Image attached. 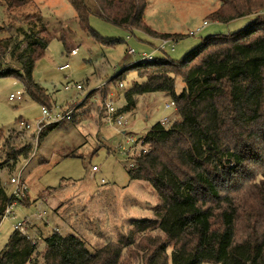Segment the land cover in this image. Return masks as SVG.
<instances>
[{
    "label": "trees",
    "instance_id": "16d2710c",
    "mask_svg": "<svg viewBox=\"0 0 264 264\" xmlns=\"http://www.w3.org/2000/svg\"><path fill=\"white\" fill-rule=\"evenodd\" d=\"M68 1L82 31L100 45L116 41L89 25L94 13L158 40L180 38L146 24V0H94L96 12L84 0ZM0 2L9 21L0 30L15 28L28 40L13 68L5 62L11 37H0V77L18 78L31 99L48 106L51 99L33 70L55 35L34 0ZM250 15L254 20L247 27L204 36L180 61L160 52L161 57L136 61L109 80L119 84L125 73L136 71L143 80L125 92L124 108L133 106L135 95L163 92L179 115L169 127L156 122L145 132L149 151L132 157L135 166L127 169L131 180L156 191L153 218L133 219L130 233L94 251L77 235L52 230L37 254V241L13 229L0 250V264H264V0H220L206 20L227 24ZM176 76L184 82L181 93L175 91ZM59 123L43 129L38 141ZM31 150L23 145L10 151L9 139H3L6 159L0 168L27 158ZM9 200L0 181V216ZM153 230L155 237L148 235Z\"/></svg>",
    "mask_w": 264,
    "mask_h": 264
},
{
    "label": "rangeland",
    "instance_id": "374dc122",
    "mask_svg": "<svg viewBox=\"0 0 264 264\" xmlns=\"http://www.w3.org/2000/svg\"><path fill=\"white\" fill-rule=\"evenodd\" d=\"M174 1L173 6L172 3L164 6L163 0H149V4L150 11L155 10V19L162 17V11L175 12L165 15L172 23H161L158 28H173L181 32L174 43V50H170L169 46L165 50L169 58L177 61L193 51L204 36L232 33L247 27L254 20V17L247 16L227 24H217L218 27L209 20L208 25H204V14L217 6L220 0H188L186 7L181 0ZM84 2L94 12L98 11L94 0ZM34 3L48 24V30L55 35L33 70V78L47 90L51 99L48 107L69 109L87 97L83 105L77 106V109L84 107L80 112H75L71 120L62 121L50 129L40 143L39 134L36 135L33 129L20 130L18 126L20 120L33 125L41 115L42 105L29 97L18 78L0 77V161L6 159L4 152H1L5 138L9 139L10 151L23 145H31L32 148L27 158L21 157L15 164L10 161L0 168V181L8 193L11 190L9 178L20 169L27 183L23 200L13 209L15 217L0 221V250L13 231V225L26 219L25 227L28 230L25 233L37 241V254L45 245L42 236H47L52 230L63 235L75 234L94 251L111 240H117L121 234L130 233L133 219L153 218L154 208L159 202L150 184L129 178L128 163L139 150L129 147L131 143L126 142V135L142 138L161 118H168L164 127H169L179 115L173 106L165 108L164 103L171 101V97L163 92L153 94L148 102L140 94L135 95L133 109L127 112L124 108L125 92L132 87L133 81L143 80L136 71L125 73L122 87L117 82L109 81L116 73L134 63L142 52H153L154 57H161L163 52L155 50L158 39H148L138 30L131 32L94 13L89 17V25L102 37L116 41L113 45H100L82 31L76 11L68 0H34ZM178 3L180 6L177 7ZM177 8L191 12L186 25L179 23ZM28 10L32 12L34 8L29 7ZM148 21L154 27L159 24L149 14ZM8 22L6 6L0 2V24ZM10 22L17 26L13 19ZM197 27L204 29L191 34ZM60 35H63V40ZM7 36L11 39L7 44L5 62L17 68L15 56L28 40L15 28L0 30L1 38ZM128 48H133L135 54H129ZM71 49L76 51L74 55H68ZM66 62L69 67L59 70L58 66ZM67 82L70 85L81 83L82 90H76L74 86L65 90L63 87ZM183 87L182 78L176 76V93H181ZM16 91H22V99L9 101L8 95ZM112 95L117 112L111 122H107L104 100ZM91 102L96 106H91ZM119 116L121 126L113 122ZM92 166L98 170L93 171ZM38 197L44 200L39 201L42 206L33 203ZM24 200L29 204L21 203ZM33 216L36 218L33 219ZM39 225H49L43 235H37ZM157 232L153 230L148 235L155 237Z\"/></svg>",
    "mask_w": 264,
    "mask_h": 264
},
{
    "label": "built area",
    "instance_id": "2783aa9c",
    "mask_svg": "<svg viewBox=\"0 0 264 264\" xmlns=\"http://www.w3.org/2000/svg\"><path fill=\"white\" fill-rule=\"evenodd\" d=\"M203 24H206V21L203 22ZM201 30V28L197 27L196 30L194 32H191V34H195L198 33ZM174 43L175 40L170 39V38H163L161 40H159V44L157 47H155V50H157V52H165V50L167 49V47H170V50H174ZM127 52L131 55L135 54V51L133 48H128ZM76 53V51L74 49L69 50L68 55H74ZM154 58V54L152 53H145L142 52L141 54H139V57L137 58L136 61H140V60H151ZM135 61V62H136ZM69 67V63L66 62L64 65L60 66L59 69H66ZM119 87H122L123 84L122 82H120ZM75 87L76 90H82V85L81 83H75L74 85L70 83H66L64 85V89L65 90H69L71 87ZM87 97V96H86ZM86 97L84 99H82L81 101H79L78 103L73 104V106L75 107H70L69 109H62L60 107L57 106H41V115L35 120V122L33 123V125H31L28 122L25 121H19V126L18 129L20 130H30L33 129L34 133L36 135H38L47 125L53 124V123H57V122H61V121H66V120H70L71 116L76 112L77 110V106H80L85 100ZM113 95L108 99L106 98L104 100V106L107 110V114H108V119L107 122H111L112 117L116 114L117 109L114 106V100L112 99ZM22 99V91H16L15 93H10L8 95V100L9 101H15V100H21ZM91 106H96L94 105V103H89ZM165 108H169L171 106H173L175 108L174 102L173 100L171 101H166L164 103ZM113 122H116L114 124L116 125H122V119L121 116L113 119ZM112 122V123H113ZM168 122V118L164 117L160 120L161 125L165 126V124ZM126 142L127 143H131V146L129 147H137L139 152L142 153H146L149 151V145L147 143L144 142L143 137L142 138H138V136H129L126 135ZM135 159L134 158H130V162L128 163V169L131 167L135 166ZM92 170L93 171H97L98 168L96 166H92ZM22 169H20L19 172H17L14 176H11L8 180V183L10 185L11 190L9 191L8 195L10 197V200L8 201L7 205L5 206V209L2 213V215L0 216V221L9 217H15L14 216V207L19 204L20 201L23 200L26 192H27V183L25 181V179H23L22 177ZM27 222V220H22L19 221L17 223H15L13 225L14 229H17L19 231H21L24 234L28 228L25 227V223ZM29 235V234H27ZM30 236V235H29ZM31 237V236H30Z\"/></svg>",
    "mask_w": 264,
    "mask_h": 264
},
{
    "label": "crops",
    "instance_id": "0c3cea01",
    "mask_svg": "<svg viewBox=\"0 0 264 264\" xmlns=\"http://www.w3.org/2000/svg\"><path fill=\"white\" fill-rule=\"evenodd\" d=\"M182 2H184L186 5H184L185 7L187 6V4L189 5V2H188V0H181ZM146 7H145V10H144V20H145V22H146V24L151 28V29H153V30H155V31H157V32H160V33H181V32H176L177 30H174L173 28H164V29H162V28H158L159 27V25L161 24V23H169V22H171L172 23V21H170V20H168V19H166V17H165V15L168 13V14H170V15H172V14H174L175 12H173V11H170V12H164V11H162V17L160 18V17H158V18H154V14H155V10L153 9V10H151L150 11V4H149V0H146ZM163 2H164V6H166L167 4H169V3H172V6H173V3L174 2H176V1H174V0H163ZM193 3H194V1H193ZM219 4H220V2H219ZM219 4L217 5V6H215L213 9L215 10L218 6H219ZM178 6H180V3H178V5H177V7ZM163 9H166V8H163ZM178 9V8H177ZM213 9H211V10H209L208 12H206V14H204L205 16L204 17H206V15L208 14V13H210V12H212V11H214ZM148 10H149V13H148ZM189 11V10H188ZM186 10H181V9H178V13L176 14L177 16H179V23L181 24V25H186L187 24V22H188V20H190V19H188V18H190L189 16H190V14H191V12L189 11V12H187ZM148 14H149V17L151 18V19H153V21H156L157 23H159L158 24V26L157 27H154L149 21H148ZM166 16H168V15H166ZM251 16V18H253L254 16L253 15H250ZM250 16H248V17H250ZM247 17V16H246ZM244 18V17H243ZM204 21H206V25H208V23H209V21L208 20H206V19H204L203 20V22ZM212 23H214L217 27H218V25L217 24H220V23H218V22H212ZM203 27V26H202ZM201 28V27H200ZM202 29H204V28H201V31H202ZM200 32V31H199ZM144 34V33H143ZM145 35V37L147 36L146 34H144ZM144 37V38H145ZM148 37V39H151V40H153V39H157V38H153V37H150V36H147ZM65 64V63H64ZM64 64H62V65H64ZM62 65H59L58 66V68L60 67V66H62ZM60 70V69H59ZM46 90V89H45ZM46 92H47V90H46ZM156 93H161V92H147V93H143V94H140V96H143L144 97V99H146V101L148 102L149 101V98H150V96H152L153 94H156ZM47 94H48V92H47ZM139 95V94H138ZM135 97L133 96V99H134ZM135 100V99H134ZM86 101V100H85ZM84 101V102H85ZM83 102V103H84ZM83 103L81 104V105H83ZM125 104H126V100H125ZM82 108H84V107H82ZM82 108H79V109H77L76 110V112L77 111H81L82 110ZM130 108H132L133 109V106H130L128 109H126L127 110V112H128V110L130 109ZM174 110L176 111V109L174 108ZM176 113H177V111H176ZM164 118V117H163ZM162 119V118H161ZM160 119V120H161ZM158 122H160V121H158ZM40 197H38L36 200H35V202H33L35 205L36 204H38V205H40L41 203L39 202L40 201ZM41 200H43V199H41ZM44 201V200H43ZM40 206H42V205H40ZM36 217L35 216H33V219H35ZM57 222V221H56ZM49 226V225H48ZM48 226H42V225H39V231H37V235H39V234H44V231L45 230H47L48 229ZM46 235H43L42 237H43V239H44V237H45Z\"/></svg>",
    "mask_w": 264,
    "mask_h": 264
}]
</instances>
